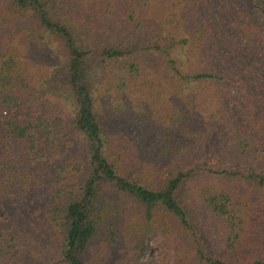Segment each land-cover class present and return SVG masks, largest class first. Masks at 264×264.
Wrapping results in <instances>:
<instances>
[{"label":"trees","instance_id":"1","mask_svg":"<svg viewBox=\"0 0 264 264\" xmlns=\"http://www.w3.org/2000/svg\"><path fill=\"white\" fill-rule=\"evenodd\" d=\"M175 229L264 264V0H0V264H148Z\"/></svg>","mask_w":264,"mask_h":264},{"label":"rangeland","instance_id":"2","mask_svg":"<svg viewBox=\"0 0 264 264\" xmlns=\"http://www.w3.org/2000/svg\"><path fill=\"white\" fill-rule=\"evenodd\" d=\"M52 92L57 95H63L66 92V87L63 83L55 84L52 87ZM183 191L178 195V201L184 207L191 204L186 201ZM186 201V202H185ZM195 225V224H194ZM198 222L194 227H198ZM56 229V227H54ZM160 232H155L148 239V248L143 261L148 264H191V259L195 257V241L193 235L188 236L186 232H181L179 229L174 230V239L164 238Z\"/></svg>","mask_w":264,"mask_h":264}]
</instances>
